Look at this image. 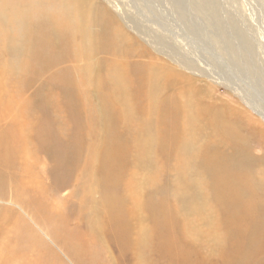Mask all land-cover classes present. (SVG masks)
Segmentation results:
<instances>
[{"label":"bare ground","instance_id":"6f19581e","mask_svg":"<svg viewBox=\"0 0 264 264\" xmlns=\"http://www.w3.org/2000/svg\"><path fill=\"white\" fill-rule=\"evenodd\" d=\"M217 1L192 0V4L196 14L203 16L207 26L215 30V49L227 55L230 70L227 79L234 84L231 91L243 105L223 98L213 103L185 102L186 83L183 81V87L179 88V75L163 61L153 65L134 61L133 51L123 47L117 24L102 10L98 0H0V99L8 86L20 89L40 82L37 101L28 103L27 108L34 103L44 112L40 104L53 103L51 111L58 116L57 110H62L64 104L66 121H73L68 124L72 125L74 135L79 136L75 143L79 141L87 156L81 160L80 149L76 147L81 182L85 180L81 193L88 194L83 202L97 213L83 228L72 229L63 213L49 215L43 197L26 191V200L36 204V214L45 223L46 233L77 264L263 263L264 127L260 121L264 124V70L256 56L252 31L245 27L246 20L231 13L224 19ZM182 6L180 0L174 1L180 20L186 17L180 10ZM130 22L139 34L151 39L159 52L184 70L202 75L208 71L173 50L154 28H144L134 18ZM93 23L97 27L95 32L88 29ZM99 30L106 42L103 52L97 48ZM88 51L89 67L81 71L85 65L79 62ZM121 54L127 56L124 63ZM222 68L216 70L226 74ZM76 73L78 77L84 73L92 77L87 88L96 94L100 108L83 109ZM236 78L246 80L250 90L236 85ZM56 86L61 93L54 92ZM95 110L100 113L96 115ZM94 118L113 121V130L124 135L123 140L128 141L131 149L129 169L118 189V205L114 193L106 189L103 197L91 199V174L96 186L101 180L93 168L95 161L90 159V147L94 141L102 142L98 133L106 129L101 124L93 132L97 136L94 139L88 125L89 119ZM132 118L136 121L131 128L121 126ZM31 126L36 127L40 136L50 134L51 149L62 167L57 152L63 147L59 138L66 133L65 125L52 132L47 122ZM145 131L156 138L158 147L152 151L146 143L140 146ZM11 136H0V148L6 145L5 152L13 158L19 144ZM100 159L101 152L99 167ZM57 170L56 177L62 180L64 173L59 167ZM130 174H139L140 182L164 176L167 183L157 190L162 199L138 204L134 193L127 194L133 185L128 181ZM19 196L23 198L21 193ZM161 204L165 213L157 215L153 207ZM140 207L148 214L149 226L137 224ZM16 226L11 237L14 253L9 251L13 258L16 256L14 260L19 264H51L49 246L32 234L27 225L20 222ZM88 237L95 245L88 243Z\"/></svg>","mask_w":264,"mask_h":264},{"label":"rangeland","instance_id":"374dc122","mask_svg":"<svg viewBox=\"0 0 264 264\" xmlns=\"http://www.w3.org/2000/svg\"><path fill=\"white\" fill-rule=\"evenodd\" d=\"M174 1L175 0H98V3L101 5L102 10L117 24L120 35L124 41L121 44L124 48L133 51L132 58L134 61L138 64L149 63L151 65L155 64L156 61H163L166 63V66H170L173 71L179 75L178 87H183V81L186 83L184 87L185 102L191 101L192 103H198L199 101V103H213L217 99L223 98L224 100L236 101L239 105H243L241 100L231 91V87L234 86V84L232 85V83H229L227 79L229 78L228 73L230 71L228 67V57L227 55H221L217 49H215V30L207 26L203 16L196 14L197 12L193 8L192 0H180L183 5V9L180 8V10H182L186 16L183 20H180L179 12L174 8ZM217 4L221 8L220 15L224 19L228 13H231L241 15L239 18L240 20H246L245 27L252 31L254 44L255 47H257L255 48L256 56L264 70V49L262 50V48H264V0H218ZM237 6L239 7L238 9ZM242 7L246 9H241ZM186 8L188 10H186ZM251 13H253V15ZM256 17L258 19H256ZM130 18L136 19L137 24H140L144 28H154L157 34L161 35L168 43L170 42L169 44L173 50L180 51L187 55V57L194 60L198 66L201 65L199 67L208 70L206 71L207 74L204 73L202 75L197 71L184 70L178 66L176 62L173 63L164 54L159 52L156 46L151 42V39H149V41L143 35L139 34L134 26L130 25ZM260 24L262 27L259 26ZM256 27L257 30L255 31L254 29H256ZM88 29L95 32L97 30L96 24L93 23ZM196 32L198 34H196ZM260 32L263 35L259 34ZM99 33L101 37L97 43V48L99 52H103L106 48V42L103 40L102 30H99ZM161 33H163V35ZM208 42L212 44L209 45ZM260 44L262 47L259 46ZM187 53H189V55ZM89 55H91L90 51L86 52L81 58L79 64L85 65L81 71L89 67L90 62L87 58ZM97 55L102 56L105 54ZM120 59L122 63H124L127 60V56L121 54ZM225 61H227V63ZM214 67H216V69H218V67L220 69L223 67V73L226 72V74H221V72H218ZM78 73H76L75 77L78 81L76 84L79 87L81 99L84 100L82 104L83 109H89L91 106L100 108L96 94L87 88L92 82V77L85 73L82 74L81 77H78ZM99 74L103 76V72ZM158 79L161 81V78ZM233 81L235 82V79ZM235 84L243 88V90H250L249 88H251L249 83L242 78H236ZM41 86L42 84H40V82H35L28 87H21V90L8 86V89L3 92L0 99V136L7 134L8 137L11 138V135H13L14 139L19 144V150L15 153L13 158L5 152L6 145H2L3 148H0V264H19L18 261L16 262V260H14L16 256H14V258L11 256V252L14 253L12 248H15L11 237L14 235V228H16V225L20 222L27 225L32 234L38 236L43 243L49 246L52 251L50 255L53 258L50 259L52 262L51 264H77L70 253L66 249H63L56 239L50 237L46 233L43 228L45 223L41 219L39 221L36 214V204L26 200L28 197L26 191L32 190L33 193L31 195L43 197L41 200L46 203L45 206L49 215L54 216L58 213H63L72 229L76 230V227L83 228V225L87 224L90 218L97 217L95 209L88 208L83 202L88 194L83 193V195L81 193L85 185V180L81 182L82 172L78 170L77 166L80 164V161L78 160V154H76L79 153L76 147L80 149L81 145L79 141L75 143V140L79 136L74 135L72 125L68 124L73 121L71 119L66 121L67 109L64 108L65 105L62 104V110H57V112H59L58 116H54L51 111L55 107L53 103H41L40 106L44 107V112H41L39 105H35L34 103L32 104L33 106L27 108L28 103L37 101ZM156 88L158 87L156 86ZM209 88H211V91H205L206 89L209 90ZM54 92L59 94L62 90L60 87L56 86ZM59 97L63 99V96ZM248 112L254 113L250 110H248ZM95 113L96 115L99 114L100 110H95ZM151 119L152 118H150V120ZM105 120L107 121V118H104L102 121L100 119L98 120V118L89 119L88 124L90 133L92 136L94 135V139H97V136L95 133L93 134V132L100 128L101 124H104L106 127L103 133H98L102 142L94 141L90 147V159L95 161L93 163V168L95 171H98L101 180V183L96 186L94 177L91 174V179L93 181L91 199L97 201L103 197L106 189V191L114 193L113 197L116 205H118L120 199L118 189L121 183L120 181L129 169L131 149L128 147V141L123 140L124 135L117 134V132L113 130L115 123L113 121L106 122ZM134 121H136V119L132 118L129 121L123 122L121 126L131 128ZM42 122H47L51 132L54 131L57 126L65 125L66 133L59 138L63 147L57 152L62 167L55 157V151L51 149L53 138L50 134L40 136L36 127L31 126V124H40ZM260 123L264 127L263 122L260 121ZM84 129L85 127H83L82 133ZM10 131L12 132L9 133ZM144 143L147 144L151 151L158 147L156 138L147 131H145V135L140 141V146L144 145ZM82 151L83 150L80 149V159L84 160L87 156ZM100 152L101 159L99 167L97 162H99L98 155ZM58 167L61 168L64 173L62 180H60V177H56ZM139 177V174H130L128 181L132 182L133 185L132 190L127 191V194L134 193L136 195L135 201L140 205L146 203L148 199L153 203L161 200L162 197L157 193V190L159 185L167 183L164 176L161 178L157 177V180L153 179L144 182H140ZM19 192L23 198L19 196ZM163 208V204L160 206L154 205L153 212L157 215L161 214L164 212ZM98 209L106 212L101 208ZM138 213L140 217L137 224L149 226L150 222L147 212L140 207ZM87 216L90 217L86 218ZM9 238L11 240H9ZM87 241L92 245L94 244V240L90 237L87 238ZM2 248L4 249L2 250ZM10 250L11 252H9ZM262 264H264V261Z\"/></svg>","mask_w":264,"mask_h":264}]
</instances>
